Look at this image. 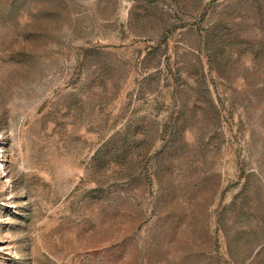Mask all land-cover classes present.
I'll return each mask as SVG.
<instances>
[{"label": "rangeland", "instance_id": "1", "mask_svg": "<svg viewBox=\"0 0 264 264\" xmlns=\"http://www.w3.org/2000/svg\"><path fill=\"white\" fill-rule=\"evenodd\" d=\"M0 264H264V0H0Z\"/></svg>", "mask_w": 264, "mask_h": 264}]
</instances>
